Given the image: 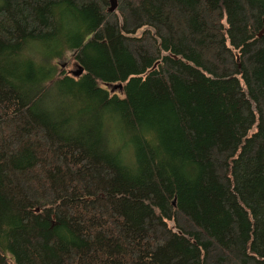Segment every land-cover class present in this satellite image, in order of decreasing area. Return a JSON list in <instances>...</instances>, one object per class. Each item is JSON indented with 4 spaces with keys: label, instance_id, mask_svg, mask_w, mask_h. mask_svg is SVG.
Returning <instances> with one entry per match:
<instances>
[{
    "label": "trees",
    "instance_id": "trees-1",
    "mask_svg": "<svg viewBox=\"0 0 264 264\" xmlns=\"http://www.w3.org/2000/svg\"><path fill=\"white\" fill-rule=\"evenodd\" d=\"M109 7L0 0V264H264V0Z\"/></svg>",
    "mask_w": 264,
    "mask_h": 264
},
{
    "label": "rangeland",
    "instance_id": "rangeland-1",
    "mask_svg": "<svg viewBox=\"0 0 264 264\" xmlns=\"http://www.w3.org/2000/svg\"><path fill=\"white\" fill-rule=\"evenodd\" d=\"M58 72H62L64 75L71 76V73L75 71V62L72 60L70 53H66L64 56L54 61ZM107 89V88H106ZM117 92V90H115ZM114 91V92H115Z\"/></svg>",
    "mask_w": 264,
    "mask_h": 264
},
{
    "label": "water",
    "instance_id": "water-1",
    "mask_svg": "<svg viewBox=\"0 0 264 264\" xmlns=\"http://www.w3.org/2000/svg\"><path fill=\"white\" fill-rule=\"evenodd\" d=\"M109 4H110L109 11H113L115 9V0H109ZM261 32L262 31L259 32L258 36L261 34ZM75 68H76L75 71L71 73L73 77H77L82 73V70L79 65L75 64ZM106 88L110 93H113L115 90H120L121 85L120 84L106 85Z\"/></svg>",
    "mask_w": 264,
    "mask_h": 264
}]
</instances>
